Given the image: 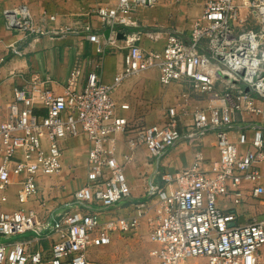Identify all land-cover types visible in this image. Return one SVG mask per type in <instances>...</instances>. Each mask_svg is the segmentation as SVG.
<instances>
[{
	"label": "built area",
	"instance_id": "2783aa9c",
	"mask_svg": "<svg viewBox=\"0 0 264 264\" xmlns=\"http://www.w3.org/2000/svg\"><path fill=\"white\" fill-rule=\"evenodd\" d=\"M155 1L116 0L94 13L104 24H132L129 14ZM243 6L249 7L257 28L245 26ZM3 17L8 31L24 36L53 37L68 31L37 23L25 3L5 9ZM83 29L97 55L93 65L99 67L115 47V34L100 37L88 25ZM120 33L126 48L111 83L102 82L93 68L82 81L79 64L61 92L45 87L35 73L6 103L7 113L0 117V264H103L88 249L107 245L111 233L134 232L141 219L153 243L151 260L144 264H258L264 217L238 223L236 212L224 203H242L243 182L251 183L253 200L264 201L263 130L252 126L249 134L239 130L235 142L229 138L235 111L263 114L254 100H264V0H207L188 39L166 32L160 49L142 48L140 32ZM149 68L157 70L161 84L186 80L195 96L207 100L205 107L190 112L182 135L176 130L175 106L166 108L160 124L132 122L118 112L129 105L117 104L112 90L122 79ZM208 129L215 134L218 156L203 167L201 136ZM79 134L87 141V171L72 196L81 207L53 210L42 218L30 205L38 178L60 172L64 142ZM179 140L193 149L192 162L173 173L161 172L159 181L146 183V199L135 202L128 213L114 214L115 205L130 194L124 167L135 149L143 146L148 157L157 158ZM120 141L125 150L119 160ZM11 188L15 208L6 207ZM25 232L47 241V255L41 246L31 250L30 240L13 238Z\"/></svg>",
	"mask_w": 264,
	"mask_h": 264
},
{
	"label": "crops",
	"instance_id": "0c3cea01",
	"mask_svg": "<svg viewBox=\"0 0 264 264\" xmlns=\"http://www.w3.org/2000/svg\"><path fill=\"white\" fill-rule=\"evenodd\" d=\"M207 0H156L152 5H140L129 14L132 24L114 23L104 24L94 13L98 6H114L116 0H0V117L4 118L7 109L6 103L13 99L15 88L29 84L32 74L45 81V87L53 92L62 91L72 68L81 64L83 67V81L85 72L93 68L104 83H111L113 76L122 65L125 52V35L140 32V46L144 49H160L164 43L166 32L180 35L185 41L189 37L190 29L201 16L204 3ZM20 3H25L35 21L46 28L66 27L68 31L62 35L50 37L49 35L24 36L21 33L8 31L4 27L3 11ZM240 18L245 19L249 26L251 18L246 10ZM52 15L53 19L47 16ZM241 18V19H242ZM243 21V20H242ZM88 25L89 31L100 37L115 34V47L106 53L99 67H94V45L86 38L83 26ZM253 25V24H252ZM256 27V26H254ZM148 33L156 35L151 38ZM119 34L121 37H118ZM14 49L18 51L14 52ZM111 96L119 104L125 102L129 105L127 110H118L120 114L136 123H162L166 118V108L175 106L177 118L176 130L182 135L186 125L190 124V112L195 108L205 107L207 100L204 96H195L186 80L161 84L158 81L157 70L149 68L132 76H128L112 90ZM254 104L263 112L235 111L233 113L232 128L229 138L236 141L239 130H246L249 134L252 126L260 127L264 132V100L255 99ZM42 113V109H35ZM201 151L204 158L203 167H207L211 160L218 156L215 145V134L211 129L201 136ZM125 150L123 143H118V156ZM87 141L83 134L68 138L64 142L61 154V173L56 176H41L38 178L37 194L30 204L40 217L46 218L54 211H63L81 207L73 199V191L85 180ZM77 155L78 158H73ZM193 159V149L183 140H179L172 147L157 158H150L143 146H138L132 160L124 167L130 194L112 209L114 214L128 213L133 209L134 203L146 199L145 187L149 180L159 181L161 172L173 173L188 166ZM75 168L74 173L72 172ZM77 174L81 177L79 183L75 178L65 179L66 175ZM62 175V176H61ZM69 178V177H68ZM264 184V179L262 180ZM63 186V188H61ZM251 183L243 182L242 203L232 206L229 202L225 207L234 210L237 214L236 222L264 217V201L253 200L249 196ZM65 187V188H64ZM15 188L8 193L6 207L17 206L14 197ZM70 193V195H69ZM72 193V194H71ZM51 197H55L54 201ZM94 209L97 207L95 205ZM84 207V206H83ZM85 209V208H84ZM14 239L26 238L30 240V249L41 246L47 255L48 243L41 235L34 237L31 232L17 234ZM141 239L146 241L148 256L153 243L147 237L145 220L141 219L139 226L130 234L111 233L110 241L101 247H90L88 254L106 264L102 258L104 252H117L130 247L141 245ZM260 250V249H259ZM150 257V256H149ZM151 260V258H150ZM260 259L258 252V264ZM31 264V263H28Z\"/></svg>",
	"mask_w": 264,
	"mask_h": 264
},
{
	"label": "rangeland",
	"instance_id": "374dc122",
	"mask_svg": "<svg viewBox=\"0 0 264 264\" xmlns=\"http://www.w3.org/2000/svg\"><path fill=\"white\" fill-rule=\"evenodd\" d=\"M244 10H247V13L249 15V18H251L252 20V24L250 26L254 27L256 26L255 28L258 27V24L255 22L254 19H252L251 15H250V12H249V7H241V14H243L242 12H245ZM246 22V21H245ZM245 26H249L247 23H245ZM73 158H78L77 155H74ZM75 168L76 167H73V170L72 172L74 173L75 171ZM62 171L60 170L59 173H57L56 175H53V176H56L58 177ZM52 176V177H53ZM62 176V175H61ZM60 177V176H59ZM69 177V178H68ZM72 178H75L77 180V183H79V181L81 180V177H78L77 174H73L71 176H67L65 177V179H69L71 180ZM61 188H63V186H61ZM65 188V187H64ZM72 194V193H71ZM70 195V193H69ZM54 201L55 197H51ZM141 245L138 243V246H133V247H130V245H126L122 251L118 253L115 252H104L102 253V258L104 260H106V264H144V263H147L150 261V257L148 256V249H147V245H146V241L144 239H141ZM260 259H264V243L261 245L260 247ZM260 264H264V262L260 261Z\"/></svg>",
	"mask_w": 264,
	"mask_h": 264
},
{
	"label": "water",
	"instance_id": "95a60500",
	"mask_svg": "<svg viewBox=\"0 0 264 264\" xmlns=\"http://www.w3.org/2000/svg\"><path fill=\"white\" fill-rule=\"evenodd\" d=\"M117 36H118V37H121L122 35L120 36L119 34H117ZM246 89H247V88H246Z\"/></svg>",
	"mask_w": 264,
	"mask_h": 264
}]
</instances>
